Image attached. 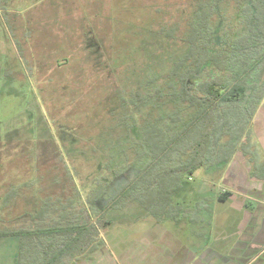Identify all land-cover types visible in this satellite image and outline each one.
Segmentation results:
<instances>
[{
	"label": "rangeland",
	"instance_id": "374dc122",
	"mask_svg": "<svg viewBox=\"0 0 264 264\" xmlns=\"http://www.w3.org/2000/svg\"><path fill=\"white\" fill-rule=\"evenodd\" d=\"M197 3L0 0V204L6 192L16 190L12 205L0 211V230L23 228L28 224L19 217L24 210L48 196H70L71 183L83 195L97 178L112 177L107 169L100 172L107 154L94 151L98 135L116 136L107 129L109 99L118 90L128 92L136 80L142 84L146 76L157 75L164 53L182 51L186 22ZM227 5L230 19L233 7ZM169 31L172 35L165 34ZM66 169L71 182L65 181ZM129 179L110 184L106 195H115ZM219 181L210 182L200 169L184 179L175 201L192 205L210 191L223 192ZM217 206L226 213L225 229H231L237 201ZM122 212L129 215L110 210L104 216L115 231L131 229V224L120 227V220L145 213L135 203ZM18 241L0 237V264H17Z\"/></svg>",
	"mask_w": 264,
	"mask_h": 264
},
{
	"label": "trees",
	"instance_id": "16d2710c",
	"mask_svg": "<svg viewBox=\"0 0 264 264\" xmlns=\"http://www.w3.org/2000/svg\"><path fill=\"white\" fill-rule=\"evenodd\" d=\"M227 4L233 7L230 19ZM196 8L186 22L182 51L157 56V75L109 99L107 129L116 136L98 135L94 151L107 154L100 172L107 169L112 177L97 178L83 195L71 183L70 196H48L24 210L23 228L0 230V237L18 238L17 264L89 258L103 246L100 234L113 222L104 218L106 212L128 213L122 211L131 203L158 222L187 215L192 220L204 201L190 206L175 201L184 179L202 169L215 182L236 153H248L251 123L264 100V0H198ZM123 178L130 179L115 195H106ZM65 181H72L67 169ZM228 195L223 190L217 199ZM15 198L11 188L0 211Z\"/></svg>",
	"mask_w": 264,
	"mask_h": 264
},
{
	"label": "crops",
	"instance_id": "0c3cea01",
	"mask_svg": "<svg viewBox=\"0 0 264 264\" xmlns=\"http://www.w3.org/2000/svg\"><path fill=\"white\" fill-rule=\"evenodd\" d=\"M251 131L248 153H236L219 179V188L229 194L226 200L217 199L220 190L200 199V214L192 220L187 215L158 222L146 213L130 214L131 221L120 220L119 226L131 224V229L115 231L112 222L100 234L103 246L71 264H264V102ZM233 200L238 217L225 229L227 216L217 205Z\"/></svg>",
	"mask_w": 264,
	"mask_h": 264
}]
</instances>
